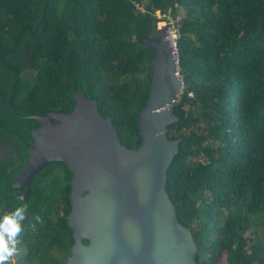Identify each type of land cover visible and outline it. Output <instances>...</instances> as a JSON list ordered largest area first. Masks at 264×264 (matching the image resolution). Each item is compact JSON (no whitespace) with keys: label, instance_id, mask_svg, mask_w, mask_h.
I'll return each instance as SVG.
<instances>
[{"label":"trees","instance_id":"trees-1","mask_svg":"<svg viewBox=\"0 0 264 264\" xmlns=\"http://www.w3.org/2000/svg\"><path fill=\"white\" fill-rule=\"evenodd\" d=\"M156 11L182 17L180 120L168 128L178 218L199 264H264V0H0V216L26 207L10 264H66L74 244L65 163L40 171L26 200L13 185L41 127L33 116L72 112L78 86L138 148Z\"/></svg>","mask_w":264,"mask_h":264},{"label":"water","instance_id":"water-1","mask_svg":"<svg viewBox=\"0 0 264 264\" xmlns=\"http://www.w3.org/2000/svg\"><path fill=\"white\" fill-rule=\"evenodd\" d=\"M146 44L156 56L149 64V98L138 112V148L122 144L113 119L78 86L72 112L33 116L41 127L32 132L34 145L13 185L25 190L20 198L26 200L40 171L55 162L69 168L74 244L66 264H199L192 230L180 222L167 191L180 145L168 136L180 120L172 105L184 88L178 52L169 26Z\"/></svg>","mask_w":264,"mask_h":264},{"label":"clouds","instance_id":"clouds-1","mask_svg":"<svg viewBox=\"0 0 264 264\" xmlns=\"http://www.w3.org/2000/svg\"><path fill=\"white\" fill-rule=\"evenodd\" d=\"M25 215L26 207L21 204L0 216V264H5L16 252L17 237L22 232Z\"/></svg>","mask_w":264,"mask_h":264},{"label":"built area","instance_id":"built-area-1","mask_svg":"<svg viewBox=\"0 0 264 264\" xmlns=\"http://www.w3.org/2000/svg\"><path fill=\"white\" fill-rule=\"evenodd\" d=\"M135 6L142 13H146V9L143 5L135 3ZM155 15L158 19H160L159 21V25H161L160 27L166 29V26H169V29L171 30V34H172L173 43L177 48V52H178V38L182 24V17L180 15H174L172 11H169L168 13H164V14L161 11H156Z\"/></svg>","mask_w":264,"mask_h":264},{"label":"rangeland","instance_id":"rangeland-1","mask_svg":"<svg viewBox=\"0 0 264 264\" xmlns=\"http://www.w3.org/2000/svg\"><path fill=\"white\" fill-rule=\"evenodd\" d=\"M160 26H161V25H159V27H160ZM16 249H17L16 251L19 250L18 248H16ZM25 252H26V248H25V247H21V251H20V253H22V254L24 253V254H25ZM17 255H18V252H15V253L13 254V257L10 258V260L6 261L5 264L13 263V262L16 260Z\"/></svg>","mask_w":264,"mask_h":264},{"label":"flooded vegetation","instance_id":"flooded-vegetation-1","mask_svg":"<svg viewBox=\"0 0 264 264\" xmlns=\"http://www.w3.org/2000/svg\"><path fill=\"white\" fill-rule=\"evenodd\" d=\"M54 123H55V125H57V124H60V121H55Z\"/></svg>","mask_w":264,"mask_h":264}]
</instances>
